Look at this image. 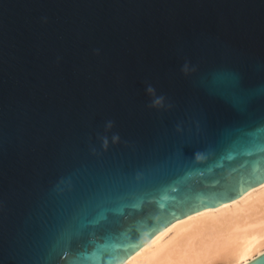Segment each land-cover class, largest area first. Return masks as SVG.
<instances>
[{"label": "water", "instance_id": "obj_1", "mask_svg": "<svg viewBox=\"0 0 264 264\" xmlns=\"http://www.w3.org/2000/svg\"><path fill=\"white\" fill-rule=\"evenodd\" d=\"M263 182L264 0H0V264H122Z\"/></svg>", "mask_w": 264, "mask_h": 264}, {"label": "bare ground", "instance_id": "obj_2", "mask_svg": "<svg viewBox=\"0 0 264 264\" xmlns=\"http://www.w3.org/2000/svg\"><path fill=\"white\" fill-rule=\"evenodd\" d=\"M264 252V182L173 221L122 264H246Z\"/></svg>", "mask_w": 264, "mask_h": 264}, {"label": "clouds", "instance_id": "obj_3", "mask_svg": "<svg viewBox=\"0 0 264 264\" xmlns=\"http://www.w3.org/2000/svg\"><path fill=\"white\" fill-rule=\"evenodd\" d=\"M149 91H152V89L149 88ZM158 102H159V101H157V103H158ZM109 126H110V124H109ZM113 139H114V140H115V139H118V137H117V136H114Z\"/></svg>", "mask_w": 264, "mask_h": 264}]
</instances>
